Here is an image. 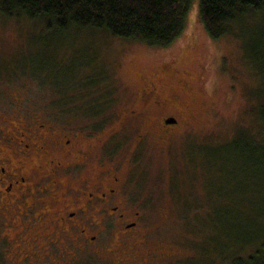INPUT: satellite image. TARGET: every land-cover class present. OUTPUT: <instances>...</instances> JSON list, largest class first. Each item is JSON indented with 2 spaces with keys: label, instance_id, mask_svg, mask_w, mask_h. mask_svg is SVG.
I'll return each instance as SVG.
<instances>
[{
  "label": "rangeland",
  "instance_id": "obj_1",
  "mask_svg": "<svg viewBox=\"0 0 264 264\" xmlns=\"http://www.w3.org/2000/svg\"><path fill=\"white\" fill-rule=\"evenodd\" d=\"M232 28L211 38L198 2L167 47L0 14V113L19 107L100 136L104 169H117L138 203L136 239L108 227L89 248L62 240L64 262L233 264L254 248L261 230L252 221L264 208V14ZM147 87L179 101L146 106ZM134 108L146 115L126 121ZM165 113L179 119L168 133L155 121ZM2 236L0 226V264H16Z\"/></svg>",
  "mask_w": 264,
  "mask_h": 264
},
{
  "label": "flooded vegetation",
  "instance_id": "obj_2",
  "mask_svg": "<svg viewBox=\"0 0 264 264\" xmlns=\"http://www.w3.org/2000/svg\"><path fill=\"white\" fill-rule=\"evenodd\" d=\"M141 96L151 107L179 101L177 96L159 99L155 87L144 88ZM128 111L126 121L146 115L142 109ZM27 117L19 107L0 115V226L2 237L12 243L5 253L20 258L16 264H69L62 240L69 244L76 238L89 248L108 227L136 239L138 203L117 169H104L100 136L60 129L43 123L40 115ZM155 121L166 133L179 126L173 113ZM94 162L98 169L92 173Z\"/></svg>",
  "mask_w": 264,
  "mask_h": 264
},
{
  "label": "trees",
  "instance_id": "obj_3",
  "mask_svg": "<svg viewBox=\"0 0 264 264\" xmlns=\"http://www.w3.org/2000/svg\"><path fill=\"white\" fill-rule=\"evenodd\" d=\"M195 2L214 40L245 17L264 14V0H0V14L42 21L58 30H105L121 39L167 47L184 32ZM260 113L264 119V105ZM261 153L264 156V148ZM257 211L252 225L261 232L251 242L255 246L237 255L233 264H264V208Z\"/></svg>",
  "mask_w": 264,
  "mask_h": 264
}]
</instances>
